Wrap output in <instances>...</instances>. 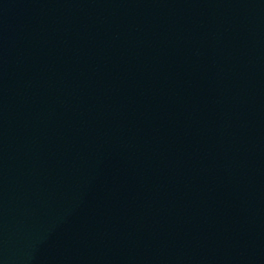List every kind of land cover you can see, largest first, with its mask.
Here are the masks:
<instances>
[{"label":"water","instance_id":"1","mask_svg":"<svg viewBox=\"0 0 264 264\" xmlns=\"http://www.w3.org/2000/svg\"><path fill=\"white\" fill-rule=\"evenodd\" d=\"M0 264H264V0H0Z\"/></svg>","mask_w":264,"mask_h":264}]
</instances>
